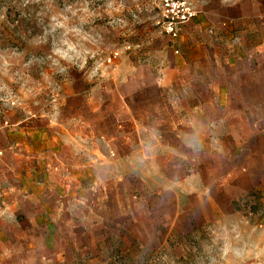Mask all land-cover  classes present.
<instances>
[{
  "label": "rangeland",
  "instance_id": "374dc122",
  "mask_svg": "<svg viewBox=\"0 0 264 264\" xmlns=\"http://www.w3.org/2000/svg\"><path fill=\"white\" fill-rule=\"evenodd\" d=\"M185 1L197 25L248 0ZM159 12L160 0H0V106L14 97L18 106L7 113L54 114L72 84L87 99L107 94V81H154L165 67L154 26ZM234 26L221 24L229 36ZM213 27H194L195 42L212 44L224 32ZM115 50L120 56L108 67L104 59ZM173 77L180 81V72ZM191 78L189 90L174 85L155 93L195 95V71ZM147 138L78 186L70 226H52V247L14 262L264 264V184L246 189L234 182L241 151L183 150L180 136L171 146L163 134L155 144ZM106 155L115 158L113 151Z\"/></svg>",
  "mask_w": 264,
  "mask_h": 264
},
{
  "label": "crops",
  "instance_id": "0c3cea01",
  "mask_svg": "<svg viewBox=\"0 0 264 264\" xmlns=\"http://www.w3.org/2000/svg\"><path fill=\"white\" fill-rule=\"evenodd\" d=\"M230 21L236 31L229 36L221 24ZM194 27L224 32L212 44H199ZM159 41L165 67L152 82L107 81V94L87 99L72 84L58 113H6L10 126L0 129V264L52 247V226H70L78 186L100 166L120 160L124 150L140 149L146 135L155 144L163 134L168 146L180 136L183 150H240L234 182L246 189L263 186L264 0H248L197 25L194 18L174 43L161 36ZM194 71L195 95H156L174 85L189 90ZM179 72L180 81L173 77ZM256 149L262 155L251 153ZM111 151L115 158L106 155Z\"/></svg>",
  "mask_w": 264,
  "mask_h": 264
},
{
  "label": "built area",
  "instance_id": "2783aa9c",
  "mask_svg": "<svg viewBox=\"0 0 264 264\" xmlns=\"http://www.w3.org/2000/svg\"><path fill=\"white\" fill-rule=\"evenodd\" d=\"M196 16L194 7L185 0H160V12L154 26L156 32L161 37H166L170 43H174L183 27L191 22ZM125 51L130 50L129 46L123 48ZM174 53H178L177 50ZM120 56L118 50L110 53L104 63L110 67L114 65V61ZM18 106L17 100L14 97H8L3 100V108L0 106V129L10 126L5 118L7 111L5 109H13ZM2 152L0 151V156Z\"/></svg>",
  "mask_w": 264,
  "mask_h": 264
}]
</instances>
